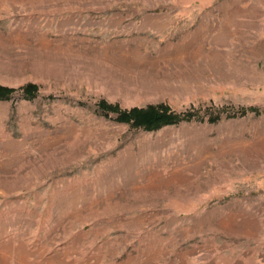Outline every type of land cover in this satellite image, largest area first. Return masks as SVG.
<instances>
[{"label":"rangeland","instance_id":"rangeland-1","mask_svg":"<svg viewBox=\"0 0 264 264\" xmlns=\"http://www.w3.org/2000/svg\"><path fill=\"white\" fill-rule=\"evenodd\" d=\"M0 86L6 264H264V0H0Z\"/></svg>","mask_w":264,"mask_h":264},{"label":"trees","instance_id":"trees-1","mask_svg":"<svg viewBox=\"0 0 264 264\" xmlns=\"http://www.w3.org/2000/svg\"><path fill=\"white\" fill-rule=\"evenodd\" d=\"M37 85L29 84L25 86L22 90L25 98L32 99L38 94ZM17 90L0 86V99H7L11 94L15 93ZM99 109L103 114H109L110 112H117L119 120H126L133 124L143 126L147 130L157 129L163 125L176 124L182 120L196 119L199 116L194 114H184L180 115L177 112L171 110L169 107L165 106H149L147 108H133L129 111L120 110L118 106L107 103L105 100L99 102ZM218 118H214L215 121Z\"/></svg>","mask_w":264,"mask_h":264},{"label":"crops","instance_id":"crops-1","mask_svg":"<svg viewBox=\"0 0 264 264\" xmlns=\"http://www.w3.org/2000/svg\"><path fill=\"white\" fill-rule=\"evenodd\" d=\"M6 262H7L6 253H4V250H2V252L0 253V264H6ZM29 264H31V263H29Z\"/></svg>","mask_w":264,"mask_h":264}]
</instances>
